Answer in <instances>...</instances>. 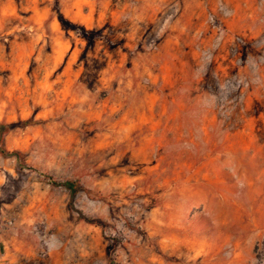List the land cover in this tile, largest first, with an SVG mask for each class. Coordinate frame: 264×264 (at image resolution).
Listing matches in <instances>:
<instances>
[{
    "label": "rangeland",
    "instance_id": "obj_1",
    "mask_svg": "<svg viewBox=\"0 0 264 264\" xmlns=\"http://www.w3.org/2000/svg\"><path fill=\"white\" fill-rule=\"evenodd\" d=\"M23 120L0 264H264V0H0Z\"/></svg>",
    "mask_w": 264,
    "mask_h": 264
},
{
    "label": "trees",
    "instance_id": "obj_2",
    "mask_svg": "<svg viewBox=\"0 0 264 264\" xmlns=\"http://www.w3.org/2000/svg\"><path fill=\"white\" fill-rule=\"evenodd\" d=\"M57 18L61 23H67V20H65L61 14H58ZM30 122L31 120H23L15 124V123H6L3 121H0V153L11 154V155H15L16 157H20L19 151H8L3 147L4 134L16 125H27ZM61 185H64L65 188L69 190L71 199L76 195L77 191L79 190L77 184L70 180L63 182ZM87 221H91V220L87 219Z\"/></svg>",
    "mask_w": 264,
    "mask_h": 264
}]
</instances>
